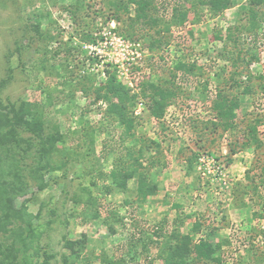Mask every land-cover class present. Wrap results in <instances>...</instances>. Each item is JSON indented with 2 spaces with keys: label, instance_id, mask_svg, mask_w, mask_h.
I'll list each match as a JSON object with an SVG mask.
<instances>
[{
  "label": "rangeland",
  "instance_id": "374dc122",
  "mask_svg": "<svg viewBox=\"0 0 264 264\" xmlns=\"http://www.w3.org/2000/svg\"><path fill=\"white\" fill-rule=\"evenodd\" d=\"M79 1L84 8L76 17L71 12L78 7L77 0H0V81L7 84L0 91L1 102L4 106L22 100L41 102L40 88L51 92L53 87L58 89L51 93L52 99H66L44 108L46 134L59 130L64 136L54 163L66 165L44 175L43 191L32 182L27 195L14 203L16 210L25 208L32 216L40 211L32 228L41 235L26 254L31 257L28 262L42 264L45 252L53 256L50 264H62V256L69 254L64 240H82L80 259L74 264H162L157 255L163 237L173 229L190 234L197 221L202 233L194 239L211 233L212 241L222 246L223 264H264V18L252 36L243 31L250 24L246 8L241 7L246 0H236V7L217 17L203 8L198 23L172 29L169 38L149 51L140 36L152 32L130 27L123 11L119 23L109 22L115 11L109 0ZM263 14L264 5L257 12L259 17ZM37 23L44 37L35 33ZM83 33L92 34L94 42H82ZM232 40L243 50L261 51L260 62L249 67L250 80L245 74H233L246 71V53L237 61L222 57L224 44L230 52ZM179 62L195 63L204 74L175 72L173 79ZM61 63L66 69L56 77L52 65ZM107 64L117 69L133 94L140 93L146 80L156 84L170 80L175 85V96L159 122L149 116L147 100L139 99L135 140L123 128L103 121L97 106L105 105L95 101V95L75 91L79 73L98 85L103 71L111 70ZM218 86L238 102L231 131L225 132L214 119L212 102ZM69 93L71 102L65 97ZM258 120L261 146L245 147L249 128ZM139 148L144 151L141 164L153 162L158 194L139 204L135 180L128 181L125 192H103L109 185L104 177L113 163ZM88 197L97 202L88 212L98 210V219L82 216ZM13 226L24 227L19 222ZM10 243L0 235V250ZM22 259L21 254L18 264H24Z\"/></svg>",
  "mask_w": 264,
  "mask_h": 264
},
{
  "label": "trees",
  "instance_id": "16d2710c",
  "mask_svg": "<svg viewBox=\"0 0 264 264\" xmlns=\"http://www.w3.org/2000/svg\"><path fill=\"white\" fill-rule=\"evenodd\" d=\"M77 3L78 7L74 12H71L76 17L80 9L84 8L82 4L79 5V0H77ZM109 4L115 9L113 16L109 18V22L119 23L121 21L119 11H123L128 15L130 27L147 28L148 31L152 32L151 34L140 36L149 51L159 47L161 42L166 40V37L169 38L172 34V29L184 28L187 23H198L201 19L200 15L203 8L211 17H217L237 5L236 0H109ZM263 5L264 0H246V4L241 6L246 8L249 14L250 24L243 29L245 33L253 34L252 36L256 35V31L259 30V20L264 18V14L259 17L257 12ZM241 7L239 6L240 10ZM131 11L133 15L130 17ZM33 29L39 36L44 37L40 31L39 23L35 24ZM79 35L84 43L94 42L92 34L83 33ZM131 36L133 35L131 34ZM229 43L232 45L231 51L229 52L227 44H224L223 49L225 50L222 53V57L226 61L235 57V61H237L245 58L242 53H246L249 56L246 71L238 72L239 74L235 71L233 74L240 77L245 74L246 76L244 77L250 80L251 72L249 67L260 62V54L264 49L259 52L256 48L243 50L239 48L242 46L241 43L233 40ZM71 50L72 47H69V52ZM70 55L72 54L69 53ZM68 59L69 57H67L66 61ZM52 66L56 72V77H60L61 73L66 69V66H64L63 70L62 63ZM107 66H110L111 70L106 68L103 71L104 79L98 85L94 83L92 77L79 73L76 79V83H78L74 87L75 91L77 90L84 95L90 93L95 95V101L105 105L103 109L101 106H97L101 110L103 121L112 126L123 128L125 135L135 140L134 112L141 97L147 100L144 105L149 116L159 122L165 115L169 101L175 96V85L170 80L164 81L162 84L160 81L156 84L152 80H146L141 85L140 93L133 94L127 87L126 82L119 79L117 69L110 64H107ZM234 68L238 70L236 65H234ZM173 71V79L176 77L175 72H184L193 76L204 74L203 67H197L195 63L186 64L179 62L175 65ZM216 74L218 76V73ZM219 83L217 81V84ZM233 83L236 86L240 85L236 80ZM5 85H7L6 80L0 81V91ZM40 89V94L44 95V99L41 102L22 100L18 103H9L4 106L0 100V235H4L11 240L8 246L0 250V264H18L21 254L24 264H32L28 262L31 257L28 256L29 258H26V254L30 249H33V241L41 235L36 236L34 228H32V219L36 218L40 211L37 216H32L25 211V208L16 210L15 200L27 195L32 182L37 191H43L47 187L44 175L49 172L59 171L66 165L64 162H61L60 165H55L54 163V157L60 152L58 147L60 143L64 142V136L59 130L46 134V120L44 118L45 106L63 103L66 99L57 98L56 101L52 99L51 93L57 92L58 88L56 87H53L51 92H46L44 88ZM65 97L71 102L73 93H69ZM238 107L236 98L224 93L218 86L215 99L212 102V110L214 111V119L222 126L225 132L234 129L233 121L236 117L235 110ZM261 123L258 120L254 125L250 126L249 138L244 144L245 147L249 148L251 144H254L256 148L261 146L257 137V126ZM150 143L155 144L154 142ZM143 154L144 151L141 148L136 153L130 149L125 154V158L120 157L117 159L113 163V170L104 177V181H107L109 185L103 186V192L112 193L114 189L125 192L128 181L135 180V194L139 204H143L149 198L155 197L159 191V185L156 181L157 174L152 173V161L147 162V166L141 164L140 160L143 158ZM105 160L107 161V158ZM99 177L103 178V175L100 174ZM94 185L96 186V183ZM96 203L94 198L88 197L85 202L87 209L86 212H81L82 216L98 219L100 217L98 210L88 212L95 208ZM110 214L117 222H121L116 212H111ZM190 217L191 215L187 216V219ZM18 222L22 223L24 227L14 228L13 225ZM201 229L202 224L197 221L193 223L190 234L184 235L178 229H173L167 237H163L162 243L158 248V260L162 264H194L197 261L223 264L219 256L222 246L212 241L213 235L211 233H205L197 240L194 239L195 235L202 233ZM82 245V240H64V248L69 251V254L62 256V264H74L78 261ZM33 253L34 256H38V249H34ZM52 257L43 252L42 264H50Z\"/></svg>",
  "mask_w": 264,
  "mask_h": 264
},
{
  "label": "built area",
  "instance_id": "2783aa9c",
  "mask_svg": "<svg viewBox=\"0 0 264 264\" xmlns=\"http://www.w3.org/2000/svg\"><path fill=\"white\" fill-rule=\"evenodd\" d=\"M118 74H119V72H118ZM124 77H126V76H124ZM139 107L141 106V104L140 105H138ZM139 110H140V108H138Z\"/></svg>",
  "mask_w": 264,
  "mask_h": 264
}]
</instances>
